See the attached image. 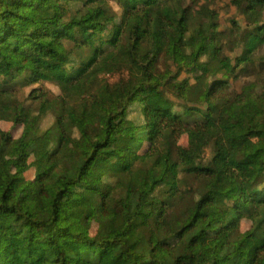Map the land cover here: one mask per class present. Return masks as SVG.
<instances>
[{"label":"trees","instance_id":"obj_1","mask_svg":"<svg viewBox=\"0 0 264 264\" xmlns=\"http://www.w3.org/2000/svg\"><path fill=\"white\" fill-rule=\"evenodd\" d=\"M231 2L257 25L0 0V264H264V0Z\"/></svg>","mask_w":264,"mask_h":264},{"label":"rangeland","instance_id":"obj_2","mask_svg":"<svg viewBox=\"0 0 264 264\" xmlns=\"http://www.w3.org/2000/svg\"><path fill=\"white\" fill-rule=\"evenodd\" d=\"M219 1V4L223 7V18L225 20H227L228 17H234L236 21L239 22V24H241V26H243L244 28L246 27H249V26H252V27H255L257 25V23L255 22H250L248 19H247V15L246 13H244V11L240 10L237 5L233 4L231 2V0H217ZM260 21L263 22L264 21V16L262 15L260 17ZM224 27V26H223ZM239 36V37H238ZM238 38H241V32L238 33L237 35ZM241 51V48H238L237 49V53H239ZM116 74L114 75H108V77L110 79H114L116 78ZM188 77V75H184V76H181L179 79L177 78V80L175 81L176 83L180 82L182 80V78H186ZM243 82L244 80H237L235 79L234 77L231 78L230 80V83H231V87L232 88H237V89H241L242 86H243ZM53 86V85H52ZM52 113H49V115H47L48 118H44V126H47L49 125L53 119H54V115L52 117ZM5 124V114H4V111L1 110L0 111V126H3ZM125 127V125L123 126ZM180 144L184 147H188V136H187V133L185 131L181 132L180 134ZM208 153H210V148L208 150ZM93 181L96 182V179H92ZM83 206H80L79 209L77 211H75L72 216L69 218V220L71 219H78L83 211ZM176 215L172 214V215H169L166 219L162 220L160 222V226L163 227L166 231L168 232H171L174 230L175 228V225H176ZM74 227L76 229H80L82 227L81 223H76L74 225Z\"/></svg>","mask_w":264,"mask_h":264}]
</instances>
